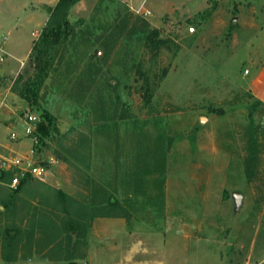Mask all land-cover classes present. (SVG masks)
Instances as JSON below:
<instances>
[{
  "label": "rangeland",
  "instance_id": "obj_1",
  "mask_svg": "<svg viewBox=\"0 0 264 264\" xmlns=\"http://www.w3.org/2000/svg\"><path fill=\"white\" fill-rule=\"evenodd\" d=\"M41 1H0V152L47 167L38 187L85 203L113 193L127 229L152 244L177 228L183 240L165 245L187 249H178V264H264V0H78L60 42L40 43L51 65L30 105L18 89L35 73L33 34L61 18L49 10L57 0ZM144 21L168 39L158 54L137 40L134 24ZM23 112L44 121L47 137L9 138L23 128ZM251 134L256 164L248 172ZM9 180L0 178V235L37 224L43 212L60 223L65 215L51 194L41 188L47 199L29 204L28 187L16 191ZM94 219L86 243L46 251L70 257L51 264H86Z\"/></svg>",
  "mask_w": 264,
  "mask_h": 264
},
{
  "label": "trees",
  "instance_id": "obj_2",
  "mask_svg": "<svg viewBox=\"0 0 264 264\" xmlns=\"http://www.w3.org/2000/svg\"><path fill=\"white\" fill-rule=\"evenodd\" d=\"M78 0H57L56 3L50 7V14L53 16H58L59 12L61 13V18L57 22L55 26H51L50 22L42 26L40 35L38 38L32 40V51H36L33 60V66L35 68V73L33 74L32 78L24 83L18 89V95L22 99H24L28 104L33 105L37 102L36 95H32V89L35 88L36 91L39 89V86L44 81L46 77V69L50 67L51 60L45 57V54L40 50V43L42 44L45 42H51V44H58L60 42L61 33L67 34L69 22L66 18L67 10L71 5H73ZM109 1V0H108ZM102 2L103 4L106 2L105 0H99V3ZM109 3V2H108ZM108 3L105 6L108 8ZM110 3L113 4L114 7H117L118 3L116 0H110ZM118 12V11H117ZM134 28L137 31V40H141L142 47L149 49L150 51L154 52V54H158V52L163 47H168V39L166 37L161 36V30L156 27H149L147 22L144 21L142 24H138L135 22ZM129 32H132V28ZM112 34V33H111ZM110 34V35H111ZM109 35L103 38L102 42H105L108 39ZM113 37L109 38L108 42H110ZM107 42V43H108ZM179 50V45L175 46L174 55ZM167 73V68H163L161 71V75L165 76ZM32 93V94H31ZM32 96H31V95ZM143 96L147 99L149 96L148 93H144ZM260 101L255 100L253 103L249 105L248 109V120H249V131L253 133L251 127L254 125V110L256 109V104ZM214 112L222 113V109H210ZM47 116V113L43 116L44 118ZM41 133L42 138L47 137V127L44 121H39L37 124L36 133ZM248 157L246 159V167L249 172V167H252L256 164V156H255V145H254V136L253 134L250 135L248 139ZM247 171V170H246ZM5 175H9L11 178L12 172L11 171H3L0 170V178ZM249 178V177H248ZM36 181H39L32 177L29 174H25L18 179V183L14 190L21 191L26 186L28 187V191L31 193L32 197L29 198V204L32 200H45L47 197L43 196L41 193V188H43L47 193L51 194V198L53 200L58 201L59 203V211L62 213V218L60 219V223L58 224L56 221L49 220L46 221V212L39 214V218L37 220V224L34 222H29L27 226L23 229L19 227H13L15 230V234L13 235L10 233V227H4L1 230V239H0V246H1V258L6 261L10 262L17 258L18 254L22 257H26L28 253L32 250V245H34L35 235L41 234L44 238H42L39 245L41 251V247H46L48 251L54 248L57 252L61 253L63 249L61 243H64L67 248L73 249L75 244L78 243H86V235L89 233V226L91 225V221L96 217H124L127 219L128 214L126 212L125 206L117 200L113 193H108L107 197L103 198L99 202H94L90 199L89 203H85L79 201L78 199L68 195L64 191L60 189L53 188L44 182L42 183L41 187L35 185ZM41 182V181H39ZM14 192L15 194L17 192ZM49 199V200H50ZM31 206V205H25ZM85 210V211H84ZM35 213H28L24 214V217L30 218L33 217ZM86 218V223L83 224L82 218ZM29 220V219H28ZM37 225V229L35 226ZM47 226V229L44 230L40 227ZM52 231L53 234L50 232ZM25 233L22 237V233ZM74 232V233H72ZM38 240V238H37ZM22 243V244H21ZM20 246H24L27 253L23 254L24 248H20ZM46 253L50 258L53 259H64L67 260L70 257L65 253L62 254H55V253ZM70 261V260H67Z\"/></svg>",
  "mask_w": 264,
  "mask_h": 264
},
{
  "label": "crops",
  "instance_id": "obj_3",
  "mask_svg": "<svg viewBox=\"0 0 264 264\" xmlns=\"http://www.w3.org/2000/svg\"><path fill=\"white\" fill-rule=\"evenodd\" d=\"M40 15L44 17L45 12ZM35 38L36 36L33 34L32 40ZM93 228L94 230L89 236L90 243L83 253L86 264H178L179 257L175 256L179 254L178 249L182 252L187 250L177 248L175 245H165L183 240L182 234L177 228L173 233L169 231V238H166L164 234L157 243L153 242L154 244L148 236L143 237L140 233L138 235L135 231L128 230L122 217H96ZM35 236L32 250L26 257L18 254L17 258L10 262H6L0 257V264L54 263L56 259L50 258L46 254L49 247H41V251H39V245L35 244L38 235Z\"/></svg>",
  "mask_w": 264,
  "mask_h": 264
},
{
  "label": "built area",
  "instance_id": "obj_4",
  "mask_svg": "<svg viewBox=\"0 0 264 264\" xmlns=\"http://www.w3.org/2000/svg\"><path fill=\"white\" fill-rule=\"evenodd\" d=\"M145 13H148V10L144 11ZM189 29L192 31L193 27H189ZM5 55V51L3 49H0V62L3 61ZM245 73L248 72L247 69L244 71ZM21 121L23 128L20 132L18 131H11L9 133V138L12 140L21 139L24 137H31L32 140L36 137V129L37 124L39 122V117L36 114H33L32 112H23ZM0 170L3 171H11L12 176L9 180V186L12 188H15L18 179L25 175L29 174L35 179L45 181L47 176V167L40 166L36 164L35 162H32L28 157L26 156H16V155H5L2 152H0Z\"/></svg>",
  "mask_w": 264,
  "mask_h": 264
},
{
  "label": "water",
  "instance_id": "obj_5",
  "mask_svg": "<svg viewBox=\"0 0 264 264\" xmlns=\"http://www.w3.org/2000/svg\"><path fill=\"white\" fill-rule=\"evenodd\" d=\"M240 196L241 194L237 191L232 193V199L235 207H237L239 204Z\"/></svg>",
  "mask_w": 264,
  "mask_h": 264
}]
</instances>
